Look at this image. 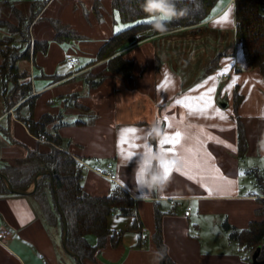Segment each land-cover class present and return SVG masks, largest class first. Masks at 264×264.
Here are the masks:
<instances>
[{"label": "crops", "instance_id": "obj_1", "mask_svg": "<svg viewBox=\"0 0 264 264\" xmlns=\"http://www.w3.org/2000/svg\"><path fill=\"white\" fill-rule=\"evenodd\" d=\"M10 1L14 5L46 2L28 29L29 58L16 62L30 84L29 98L34 97L33 118L37 120L43 114L56 117L46 130L59 136L77 161L89 165L96 161L114 163L118 183L83 169L82 185L89 195L106 196L118 185L135 201L134 215L124 217L115 212L107 220L109 230L119 235L118 240L114 244L108 240L93 260H84L83 264H159V258L153 260L157 216L162 242L174 264H253L256 249H243L226 236L222 227L226 222L240 231L252 221H264V154L257 148L264 131V79L249 66L235 38L233 0L219 3V12L200 25L154 36L121 50L122 56L134 63L132 83L104 72L105 61L93 62L100 47L118 28H123L116 22L112 0H99L97 11L94 0ZM0 2V21H4L10 14ZM23 13L27 15L28 11ZM225 13L228 19L217 23ZM52 22H58L73 38L85 36L88 41L77 43L64 35L57 38ZM6 34L0 27V38ZM33 42H45L47 46L34 52ZM68 55L78 57L80 66L69 68L65 64ZM166 74L168 84L161 87ZM99 76L102 80L98 85L87 82L97 81ZM234 77L238 79L232 85ZM211 87L215 88L210 93L213 107L204 115H189L188 108L176 104L177 99L189 98L194 107L202 106L203 102L196 98ZM235 92L241 98L236 113ZM23 101L17 92L5 98L0 73V171L37 163L28 154L49 150V144L32 136L19 120L28 115L27 105L17 110ZM216 109L228 119L216 116ZM235 115L246 138L242 155L238 152ZM153 123L159 124L164 135L180 131L181 140L175 145V155L168 154L176 162L168 186L162 192L148 193L139 190L134 181L133 170L141 157L137 154L126 160L130 149L120 141L123 129L136 128L137 135L142 136ZM201 128L204 134H200ZM208 135L225 143L209 140ZM136 143L132 151H143L139 147L143 141ZM152 145L155 147L156 142L152 141ZM187 148H192L195 155L187 153ZM185 159L190 168H186ZM197 163L206 170L197 169ZM213 165L218 172L209 171ZM252 177H260L258 187ZM218 185L227 190L216 191ZM208 188L213 189L212 195ZM32 189L33 183L28 190ZM188 206L191 212L185 216ZM143 232L147 233L144 240L140 237ZM0 233L4 234L0 238V264H75L62 247L59 226L47 221L30 194L10 193L0 198ZM87 241L92 246L96 244L92 235ZM256 261H262L259 254Z\"/></svg>", "mask_w": 264, "mask_h": 264}, {"label": "trees", "instance_id": "obj_2", "mask_svg": "<svg viewBox=\"0 0 264 264\" xmlns=\"http://www.w3.org/2000/svg\"><path fill=\"white\" fill-rule=\"evenodd\" d=\"M6 11L13 17L12 24L9 21H0V27L10 30L17 27L15 32L19 33L26 43L20 49L3 50L4 45L10 47V42L4 43L2 38H12L11 33H7L0 39V73L3 75L4 88L12 85L14 92L22 97V103L17 106V110L23 105H27L28 115L18 117L27 127L29 133L37 139H42L49 144L46 153L32 151L28 154L29 158L37 161L32 165L17 168L4 167L0 173L4 174L12 187L16 190L26 191L33 183L37 174L43 171H50L52 177L44 175L37 181V186L30 193L42 208L43 214L50 224L59 226L63 233V224L58 213L54 194L51 187V179L54 184L58 204L67 223L66 245L70 252L75 254L81 262L93 260L95 253L103 248L108 240L115 243L119 235L109 230L107 225L108 218L115 212L119 216H132L135 214V201L120 186L115 185L106 196H91L82 185V165L67 152L64 148L62 139L57 135L50 134L46 128L49 124L56 121V117L43 114L39 119L33 118V98L30 84L25 80V72L18 69V60L28 59L31 51L28 29L32 21L38 16L39 12L46 5V2L33 3L29 6L28 14L18 11L10 0H2ZM223 0H175L178 10H184L186 14L174 19L168 25V31L183 29L200 25L219 12V3ZM143 0H112V10L116 15V22L123 28L116 32L98 50L94 63L105 61L104 72L118 75L126 79L129 83L134 80L133 67L131 60L124 58L121 50L126 47L134 46L148 38L161 35L151 28L149 23H144L146 17L141 11ZM235 17V38L241 44L244 57L252 69L259 71L264 79V0H233ZM99 0H94V9L97 11ZM118 16V18H117ZM57 32V38L61 35L72 40L73 35L62 27L58 22H52ZM15 33V34H17ZM164 34V33H163ZM47 43L33 42L32 51L39 49L45 50ZM5 47V46H4ZM9 76V77H7ZM9 78V79H7ZM102 77L97 81H88L91 86L99 84ZM13 80V81H12ZM20 81H24L21 82ZM5 88V89H6ZM240 96L235 92L234 106L235 113L240 103ZM19 116V115H17ZM238 135V152L240 155L246 151V138L243 125L235 115ZM258 184L261 183L260 177H256ZM5 183L0 178V198L9 195ZM223 230L228 233V238L235 240L243 249L254 251L260 247L259 259H264V221H252L248 227L237 231L228 223L222 224ZM96 238V244L90 245L87 241L88 236ZM154 242L157 250L163 244L160 231L159 217L156 218ZM75 261V260H74ZM75 264H78L75 261ZM159 264H174L166 254Z\"/></svg>", "mask_w": 264, "mask_h": 264}, {"label": "clouds", "instance_id": "obj_3", "mask_svg": "<svg viewBox=\"0 0 264 264\" xmlns=\"http://www.w3.org/2000/svg\"><path fill=\"white\" fill-rule=\"evenodd\" d=\"M141 11L151 28L162 34L168 31V25L174 19L186 14L184 10L177 9L175 0H143ZM261 118L264 119V114ZM163 138L164 134L158 123H153L147 130H143L142 136H139V140L143 141L139 147L143 151L134 153V156L139 154L141 158L133 170L134 181L139 190H146L148 193L162 192L170 182L171 177L165 176V165L176 162L159 147V142ZM152 141L156 142L155 147ZM257 148L260 153L264 154V131L260 133ZM168 251L167 245H162L159 250L153 252V260L162 259Z\"/></svg>", "mask_w": 264, "mask_h": 264}, {"label": "snow or ice", "instance_id": "obj_4", "mask_svg": "<svg viewBox=\"0 0 264 264\" xmlns=\"http://www.w3.org/2000/svg\"><path fill=\"white\" fill-rule=\"evenodd\" d=\"M117 18H118V16H117ZM227 19H228V13H225L224 17L222 18V20L221 21H217V23H222L223 21H226ZM143 22L144 23H149L147 20L143 21ZM119 30L120 29L118 28L117 31H119ZM226 71H227V69H225V72ZM221 74H223V73H221ZM209 79H213L214 80L215 78L214 77H210ZM237 79H238V77H234L232 79V85L236 84ZM167 84H168V80H167V74H166V76H165V84L162 85L161 87H166ZM232 85H230V87ZM214 91H215V88L211 87V88L208 89V92H206L203 95H201V96L196 98L198 101H202L203 102L202 106L194 107L191 104L189 98H185L184 100L177 99L176 100V104H180V105L188 108L189 115H192V114L204 115V114H206L208 109L213 107L210 93H212ZM215 115L218 116L221 120H227L228 119V117L223 112H221L219 109H216ZM167 119L168 118L165 117V120H167ZM173 119H175V118L173 117ZM168 127H171V124H169ZM189 127H195V126L194 125H189ZM199 131H200V134H204L203 128H201ZM137 132H138V130L136 128H125V129L122 130L120 143L122 145L127 144L128 148L130 149L127 152V154L125 155V159L126 160H132L133 157H134V152L132 151V149H136L137 148L136 141L139 140V136L137 135ZM129 137L131 139H129ZM207 139H209V140L215 139L217 143H225L224 141L219 140V139H217V138H215V137H213L211 135H208ZM180 140H181V132L178 131V130L172 136H169L167 133H165L164 138L159 142V147L165 152L166 155H168L169 153H172L173 155H175L174 148H175L176 144L180 143ZM197 142L199 143L198 138H197ZM169 144L172 145L173 147L169 148V149H165L164 146L165 145H169ZM226 146L230 147V145H226ZM145 147H148V146L145 145ZM233 150H235V149H233ZM185 151L187 153H189V154L195 155V153L193 152L192 148H187V149H185ZM122 153H123V149H122ZM185 165H186V168H190L191 167L187 159H185ZM204 165H207V160L204 161ZM173 167H174V164H166L165 165V176L166 177L171 176V172H172V168ZM195 167L197 169H200L201 172L206 170L205 167H203L199 163H197L195 165ZM209 171L218 172L219 169L215 168V166L213 165L212 168ZM240 175L243 176L244 173L240 172ZM189 178L191 179V178H194V177L190 176ZM203 178L204 177L202 175L201 179H203ZM212 178L213 179H223L222 177H215V176H213ZM227 183H228V185H231L232 182L228 181ZM206 190L208 191L209 195L213 194V189L212 188H208ZM215 190L216 191H225V190H227V188L224 185H218ZM249 191H251V189H249Z\"/></svg>", "mask_w": 264, "mask_h": 264}, {"label": "rangeland", "instance_id": "obj_5", "mask_svg": "<svg viewBox=\"0 0 264 264\" xmlns=\"http://www.w3.org/2000/svg\"><path fill=\"white\" fill-rule=\"evenodd\" d=\"M2 1V0H1ZM1 3V2H0ZM29 5H30V3H27V2H17V5H15L16 6V9L18 10V11H22V12H27L28 11V8H29ZM0 13H1V4H0ZM6 13H8V12H6ZM9 14V13H8ZM3 16V15H2ZM5 19H6V21H9L11 24L13 23V22H15L14 20H13V18H12V16H10V15H6L5 17H4ZM13 25V24H12ZM194 27V26H193ZM16 28L17 27H11L10 26V30H4L6 33H11V34H9V35H11L10 37H12V38H2V40H4V42H3V44L4 43H7V42H10V43H12V44H10V47L8 48V47H6V45H4V46H2L3 47V50H13V51H15L16 49H20V47H21V45L23 44V43H26L25 42V39H22L21 38V36L19 35V33H17V32H15V30H16ZM188 28H192V27H188ZM188 28H183V29H188ZM175 30H177V29H174V30H171V31H169V32H172V31H175ZM75 32V31H74ZM169 32H166V33H169ZM15 33H17V34H15ZM166 33H164V34H166ZM7 35V34H6ZM1 39V38H0ZM74 42H77V43H79V42H83V41H88V37H85V36H79V37H76V38H73L72 39ZM180 72H182L183 74L185 73V71L184 70H181ZM192 73H194V71H191ZM195 77H197V73H195V75H194ZM7 77H9V76H7ZM7 79H9V78H7ZM13 81V80H12ZM6 88V87H5ZM4 88V91H5V93H4V96H5V98L6 99H9V96L11 95V94H13L14 93V90H13V88H12V85L11 86H9V88H6L5 89ZM11 106H13V105H11ZM10 106V107H11ZM12 108V107H11ZM10 168H17V167H14V165L13 166H9ZM18 167H21V166H18ZM253 179H255L254 180V183H255V186L257 185L256 184V177H252ZM32 185V184H31ZM257 187H258V185H257ZM113 218H111V220H112ZM115 219V218H114ZM115 220H119V221H124V219L123 218H118V219H115ZM225 232V231H224ZM225 234H226V236L228 237V233L227 232H225Z\"/></svg>", "mask_w": 264, "mask_h": 264}, {"label": "water", "instance_id": "obj_6", "mask_svg": "<svg viewBox=\"0 0 264 264\" xmlns=\"http://www.w3.org/2000/svg\"><path fill=\"white\" fill-rule=\"evenodd\" d=\"M44 175H49L50 177H52V173L48 170L46 171H43L39 174L36 175V177L34 178L33 180V189L32 190H26V191H21V190H16L12 187V185L10 184L9 180L6 178V176L2 173H0V178L3 180V182L5 183L8 191L12 194H18V195H29L31 192H33L37 186V181L40 177L44 176ZM51 187H52V190H53V194H54V200H55V204H56V207H57V210H58V213L60 215V218L62 220V224H63V233H62V247L64 249V251L70 256L72 257L78 264H83L81 262V260L79 259V257H77L75 254H73L72 252H70L67 248V245H66V240H67V223H66V220H65V217L63 215V213L61 212V209L59 207V204H58V199H57V196H56V193H55V188H54V184H53V181L51 179ZM259 251H260V248H256L255 252L253 253V264H264V259L262 261H256V258L259 254Z\"/></svg>", "mask_w": 264, "mask_h": 264}, {"label": "built area", "instance_id": "obj_7", "mask_svg": "<svg viewBox=\"0 0 264 264\" xmlns=\"http://www.w3.org/2000/svg\"><path fill=\"white\" fill-rule=\"evenodd\" d=\"M65 64L69 68H77L80 66V60L78 57L68 55L65 57ZM78 162L82 165L83 168L87 169L88 171L92 172L93 174L104 178L110 182L118 183L117 181V173H116V168L113 162H105L101 163L99 161H96L93 165H89L85 163L82 160H78ZM191 212V208L188 206L184 212L185 216H189ZM4 234L0 233V238L3 237ZM141 239L144 240L147 237V233L143 232L140 235Z\"/></svg>", "mask_w": 264, "mask_h": 264}]
</instances>
